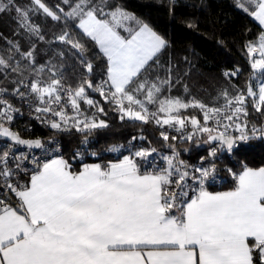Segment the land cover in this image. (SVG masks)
Segmentation results:
<instances>
[{
  "label": "snow or ice",
  "instance_id": "1",
  "mask_svg": "<svg viewBox=\"0 0 264 264\" xmlns=\"http://www.w3.org/2000/svg\"><path fill=\"white\" fill-rule=\"evenodd\" d=\"M62 4L64 7H49L45 0H31L29 5L21 6L17 0H0V15L14 12L29 41L33 37L45 40L41 27L32 19L34 15L63 22L61 32L53 39L75 49L87 73L92 74L94 66L86 58V46L73 38L71 24L95 42L106 58L102 70L106 79L95 85L85 79L73 88L63 83L62 74L50 62L36 66L35 44L25 52L19 41L0 37L10 45L9 59L11 54H18L33 66L31 84L26 85L23 79L18 84L30 88L27 95L35 94L38 114L58 117L48 120L52 129L74 128L91 134L110 126L99 118L107 114L99 101L89 98L91 89L116 106L121 121L154 122L182 133L190 124L192 131L184 139L207 134L205 143L219 142L211 147L212 158L221 149L229 153L239 150L240 144L257 138V133L264 138V126L249 127L247 120L248 97L253 98L256 111L264 109V31L256 42L246 46L249 56L259 55L251 63V68L261 74L258 92L249 86L246 93L238 90L230 96L225 89L213 97L214 101H223L217 107L193 96H171V90L182 79L173 82L171 65L166 77L150 79L169 42L134 13L113 6L111 0H62ZM237 6L247 11L240 0ZM248 7L253 8L250 15L264 26V0H248ZM120 29L127 35H122ZM0 65L16 72L20 62L14 67L0 56ZM46 68L52 73L47 81L42 79ZM238 71L226 70L223 75L235 76ZM165 89L169 95L162 97ZM7 91L0 89V95ZM183 93L189 95L187 84ZM13 94L26 97L19 87L13 89ZM140 95L143 99L138 98ZM81 101L95 111L88 115L81 109ZM149 104L156 105V111H150ZM54 105H60L59 110ZM67 105L73 115L68 114ZM189 109L202 112L203 122L195 115H182ZM18 111L0 99V137L29 149L46 150L41 139H23L5 126ZM210 120L214 127L208 125ZM229 129L239 135H232ZM160 136L169 141L166 131ZM146 139L132 137L133 141ZM121 147L124 145H114L108 151L117 152ZM166 147L173 151L160 157L165 166L153 160L154 170L143 172L137 158L148 161L158 152L154 147L138 148L118 162L84 164L79 171L62 156L43 163L33 158L29 179L21 183L18 161L27 157H16L11 146L5 144L0 151V264H264V167L245 166L239 174L232 173L236 177L234 189L214 193L206 187L217 171L214 164L191 165L180 159L175 145L169 142ZM79 155L77 150L73 158ZM12 161H17L14 168L10 166ZM9 192L18 198L15 207L7 202Z\"/></svg>",
  "mask_w": 264,
  "mask_h": 264
},
{
  "label": "trees",
  "instance_id": "2",
  "mask_svg": "<svg viewBox=\"0 0 264 264\" xmlns=\"http://www.w3.org/2000/svg\"><path fill=\"white\" fill-rule=\"evenodd\" d=\"M247 1L240 0L247 11L237 6V0H111V4L119 5L134 13L169 42V47L161 56L159 67L153 69L150 79H154L157 75L161 78L166 77L167 68L171 65L173 82L176 78L182 77L180 83L175 84L171 90V96H184L185 99L193 96L205 104L218 107L223 101H214L213 97L225 89L230 96H235L238 90L246 93L249 86L255 91L257 88V72L251 68L252 56L248 55L246 46L249 42L257 41L262 28L250 15L253 8L248 7ZM45 2L49 7H54L56 4L64 7L62 0H45ZM17 3L27 6L31 0H17ZM32 19L41 27L45 35L44 41H39L35 37L29 41L19 28L14 12L0 15V37L19 41L21 50L25 52L30 49L31 44H35L36 65L49 64V62L55 65L57 72L62 74L65 85L75 88L85 79L92 80L95 85L106 77L102 72L106 68V58L100 53L95 42L83 36L75 24L70 25L71 34L74 39H79L86 46V58L91 60L94 66L92 74L87 73L85 67L80 64V55L75 49L53 39L54 35L61 32L63 22L52 21L42 14L34 15ZM189 24L192 26L189 27ZM120 31L122 35H127L123 29ZM9 48L10 45L0 38V56L9 60L14 67L17 61L20 62L16 72L11 68L5 70L4 66L0 65V84L11 88L14 80H20L24 76L33 77L34 74L33 66L18 54H11L9 59ZM60 52H63V55H58ZM237 69L239 71L235 76L223 75L226 70ZM185 84L189 88V95L183 93ZM166 95H169L167 89L162 93V97ZM88 96L99 101L104 107L107 114L104 119L110 125L108 128L93 130L91 134L76 131L61 133L48 127L36 129V135L42 136L44 140L59 139L62 144L60 156L67 160L75 171L81 170L84 164L119 161L127 153L141 147L156 148L158 152L153 153L154 156L163 152L170 153L173 149L166 147L169 142L175 145L181 160L189 164L210 163L217 167L222 183L208 185V191L232 190L236 185V177L232 173L239 174L245 166L264 167V138L258 136L240 144L239 150L235 149L232 156L219 150L218 156L212 158L209 156L212 146L205 143L207 134L194 137L192 140H182L178 137L173 140L172 137L175 136H171L169 141L165 142L160 136V128L154 123L121 121L111 104L104 102L98 92L94 93L89 89ZM138 98L143 99V95ZM247 105L249 125L263 124L264 115L261 112H264V109L256 111L252 97H248ZM83 106L85 109H94L85 103ZM148 108L156 111L157 106L149 104ZM182 115H195L202 120V112L198 109L185 110ZM133 136H143L147 139L135 140L133 147H130ZM85 137H87L86 143H84ZM119 144H124L127 150L119 154L108 151L111 146ZM77 150L80 155L73 158ZM137 162L142 163L139 158ZM227 169H231V172ZM28 179L25 177L26 182Z\"/></svg>",
  "mask_w": 264,
  "mask_h": 264
},
{
  "label": "built area",
  "instance_id": "3",
  "mask_svg": "<svg viewBox=\"0 0 264 264\" xmlns=\"http://www.w3.org/2000/svg\"><path fill=\"white\" fill-rule=\"evenodd\" d=\"M36 66H38V65H36ZM51 76H52V73L50 71H48V69L46 68L45 72L42 76V79L47 81L49 78H51ZM21 79L24 80V83L26 85H30L32 80H33V77L24 76ZM104 79H106V77ZM18 81L19 80H14L13 86L11 88L5 87V86L0 84V89H7L8 90L6 93L0 95V99L7 100L10 104L13 105V107L15 109L19 110L18 112L13 114L14 115L13 121L10 123H5V126L10 127L12 131L17 132L21 136V138H23V139H29V140L41 139L46 144V150L45 149H37V148L29 149L27 145H16L15 142H13V141L0 139V151H2L4 149L5 144H7V145L11 146L12 151L16 157H20L22 154L27 157V159H21L18 161L21 165V171L19 173L20 182L26 183L25 177L29 178L31 171L34 168L33 158H35L36 160H38L41 163L47 162L48 160H50L52 158H56V157L61 155L62 144L59 141V139H57V138H49V139L44 140L42 136L36 135L37 127H48L50 129H52L50 127V124L48 123V120L58 119V117H53L51 113H49V114L39 113L38 114L35 111V108L39 105V101L36 99L35 94L27 95L30 92V88L19 85ZM16 87H19L20 91L24 92L26 94L25 98L22 99L19 96L13 94V89ZM101 98L104 102H107L103 99L102 96H101ZM107 103L111 104L110 102H107ZM61 104L62 105L65 104V100L62 99ZM111 106L113 108V111L116 114H118V112L116 111V106L114 104H111ZM59 107H60V105H54V108H56V110H59ZM81 109L85 110L88 115H91L95 111V109H85L82 101H81ZM66 110H67L69 115H73L70 105H67ZM248 113H249V111H248ZM38 116H39V118H37ZM104 116L105 115L100 114L99 118L104 119ZM248 116H247V120H248ZM201 121L203 122V113H202V120ZM0 122H3V121H0ZM151 123H154V122H151ZM207 123L210 127L215 126L214 121L210 120ZM156 126L159 127L161 131H166L168 133L169 137L175 136V137H178L182 140H186L183 138L184 135L186 133H190L192 131L191 125L187 126L185 133L177 132L174 129L168 128V126H163V127L158 126V125H156ZM251 126L252 125H249V127H251ZM255 126H257V125H255ZM261 126H264V123L261 124L260 126H257V127H261ZM53 130H56L57 132H61V133H70V132L76 131V129H74V128H72L68 131H61V130H57V129H53ZM76 132H78V131H76ZM229 132L232 135H239V133H237L235 131V129H229ZM249 135H251V132L249 133ZM258 136H259V133H257V137ZM133 142H134L133 140L130 142V144H129L130 147H133V145H132ZM120 145H124V144H119L117 146H120ZM216 146H218V145H216ZM146 148H149V147H146ZM126 150H127V147L124 145V147H121L119 151L113 152V153L119 154V153L126 151ZM221 150L226 152L230 156H232V154H233V153H229L226 149H221ZM129 154L130 153H127L126 155H129ZM171 154H172V152H170V153L169 152H163L158 156L152 155L148 159V161H146V162H142V163L137 162V163L141 167L142 172L145 170L153 171L154 170L153 160H155V163L157 165H159L160 167H164L165 161L163 159H161L160 157L166 156V155H171ZM16 162L17 161L10 162V166L14 168ZM191 165L208 167L210 165V163H202L201 162L200 164H191ZM24 170H27L28 174H25ZM216 170H217V167H216ZM189 182L192 183L191 181H189ZM220 183H222V178L219 176L218 170H217L216 173L214 174V177L211 178L207 182L206 187L208 185H214V184L219 185ZM2 194H3V189H0V195H2ZM17 201H18L17 197H15L12 193L9 192L7 202L10 203L11 205L15 206L17 204Z\"/></svg>",
  "mask_w": 264,
  "mask_h": 264
},
{
  "label": "crops",
  "instance_id": "4",
  "mask_svg": "<svg viewBox=\"0 0 264 264\" xmlns=\"http://www.w3.org/2000/svg\"><path fill=\"white\" fill-rule=\"evenodd\" d=\"M248 2V1H247ZM254 18V17H253ZM254 20H255V18H254ZM256 21V20H255ZM258 24H259V22L258 21H256ZM260 25V24H259ZM261 26V28H262V31H264V26H262V25H260ZM253 58H256V59H258L259 58V55L258 54H256L255 55V57H252V60H253ZM256 71V70H255ZM257 72V71H256ZM260 73H258L257 72V88H256V91L258 92V83L260 82ZM256 99H258V97L256 98ZM57 158V157H56ZM52 159H54V158H52ZM51 160V159H50ZM115 162H118V161H115ZM89 164H92V163H89ZM253 169H258V168H253ZM229 191V190H228ZM212 192V191H211ZM219 192H223V191H219ZM215 193V192H214ZM17 200H18V198H17ZM13 206V205H12ZM13 207H15V206H13Z\"/></svg>",
  "mask_w": 264,
  "mask_h": 264
},
{
  "label": "water",
  "instance_id": "5",
  "mask_svg": "<svg viewBox=\"0 0 264 264\" xmlns=\"http://www.w3.org/2000/svg\"><path fill=\"white\" fill-rule=\"evenodd\" d=\"M0 139L11 141L10 138H5V137H0ZM33 140H35V139H33ZM218 144H219L218 141H214V142H212L211 144H208V145H209V146H216V145H218ZM225 149H226V148H225ZM226 150H227V149H226Z\"/></svg>",
  "mask_w": 264,
  "mask_h": 264
},
{
  "label": "rangeland",
  "instance_id": "6",
  "mask_svg": "<svg viewBox=\"0 0 264 264\" xmlns=\"http://www.w3.org/2000/svg\"><path fill=\"white\" fill-rule=\"evenodd\" d=\"M57 70V69H56Z\"/></svg>",
  "mask_w": 264,
  "mask_h": 264
}]
</instances>
